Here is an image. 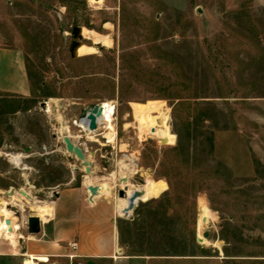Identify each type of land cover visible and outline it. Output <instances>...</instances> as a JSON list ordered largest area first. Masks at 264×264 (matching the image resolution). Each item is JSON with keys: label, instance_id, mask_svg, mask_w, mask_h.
Masks as SVG:
<instances>
[{"label": "rangeland", "instance_id": "1", "mask_svg": "<svg viewBox=\"0 0 264 264\" xmlns=\"http://www.w3.org/2000/svg\"><path fill=\"white\" fill-rule=\"evenodd\" d=\"M64 1L0 0V45L20 50L30 89L0 92L6 207L21 201L28 215L32 201L48 203L62 188L109 182L114 216L133 217L132 251L264 264V0ZM75 26L112 43L81 33L92 52L71 57ZM104 101L114 107L111 129L85 133L82 111ZM133 104L148 114L142 132ZM62 126L91 174L65 150ZM146 183L157 194L118 216L117 191ZM2 235L0 264H22L18 239ZM74 261L47 264H117Z\"/></svg>", "mask_w": 264, "mask_h": 264}, {"label": "crops", "instance_id": "2", "mask_svg": "<svg viewBox=\"0 0 264 264\" xmlns=\"http://www.w3.org/2000/svg\"><path fill=\"white\" fill-rule=\"evenodd\" d=\"M29 91L22 53L18 49L0 45V92L25 96ZM94 185L98 186L99 193L91 199L88 184L84 182L55 192L48 202L52 208L51 214L46 221L41 219L40 231L36 235L28 234L24 227L25 219L33 213L21 214L18 219L9 216L22 255L55 260L74 258L75 263L107 260L117 264H222L219 257L208 254L149 255L132 251L127 221L132 222L133 217L126 220L114 216V201L105 199L103 195L111 189L110 183ZM130 214L131 211L128 216ZM0 235L3 236L1 230ZM22 236L24 239H21ZM71 242L76 243L75 250L68 246ZM14 249L16 252L12 255L17 254V247Z\"/></svg>", "mask_w": 264, "mask_h": 264}, {"label": "bare ground", "instance_id": "3", "mask_svg": "<svg viewBox=\"0 0 264 264\" xmlns=\"http://www.w3.org/2000/svg\"><path fill=\"white\" fill-rule=\"evenodd\" d=\"M81 33L86 34L87 36H89V38H91L93 43L100 44V45H102L104 47H109L111 45V43H112L111 39L107 35H102V34H99L97 32L87 30V29H82ZM91 52H92V47L86 46L83 43H80L77 46L76 50H75V54L78 55V56L79 55H86V54H89ZM101 104H102L101 105L102 114H101L98 122H100L101 120H105L106 121L105 122V129L107 131V130L111 129L110 123H111V121L113 119L114 107H113L112 103L109 102V101H104ZM133 110H134V113L136 115L137 125L140 128V131L142 132L143 126H147L148 125V119H147L148 114L141 106L136 105V104H133ZM138 127H137V129H138ZM84 131H85V133H87V129L85 127H84ZM88 131L94 133V130H88ZM61 133L62 134H66L67 133V131L64 128V126L61 127ZM112 133L113 132L110 130V131H108L105 134V136L107 138L113 137ZM126 178H127L126 174H122L120 176L119 180H120L121 183H123V182L126 181ZM122 179H125V181H123ZM106 183L108 184L109 182H102V183H100V186L101 185L104 186ZM86 184L93 185L91 180H89V179L86 180ZM125 185L122 187L124 189V191H125V196L123 198H119L118 197L119 198V202L116 205V211L119 213V215H122L123 217L128 216V214L130 212L129 211V212L126 213L125 209H126V207L128 205V198L130 197V195L134 191L138 192V195H137L136 199L139 200V201L140 200H145V199H148V198H152L153 196H155L157 194L155 187L151 183H146V185H144V186L141 185L142 186V187L140 186L141 188L135 189V190L129 188V186L127 188ZM97 193H99V192H97ZM27 195L29 196L28 193H27ZM23 196H25V195H23ZM10 198H12L13 200H18V197L14 193L10 196ZM17 202H18L17 207H19V209L22 210L23 209V205H22L21 201L20 202L17 201ZM0 204H1L0 205V214L2 216V224L0 225V230L2 231V233H4V235H6L7 238L11 239L12 241H17V233H14L13 228H12V224H10V226L5 224V219H10L9 216L12 215V211L9 208L6 207V202L3 201L2 199H0ZM14 205H16L15 202H14ZM28 208L40 220L42 219V221H46L47 217L51 214V210H52L50 204H48L46 202L39 204L37 202H33L32 201V203L28 206ZM9 227L11 228V231L8 230ZM36 261H38L40 263H43V264H45V263L47 264L48 263L47 258L42 257V256H37V257H23L22 264H37Z\"/></svg>", "mask_w": 264, "mask_h": 264}, {"label": "water", "instance_id": "4", "mask_svg": "<svg viewBox=\"0 0 264 264\" xmlns=\"http://www.w3.org/2000/svg\"><path fill=\"white\" fill-rule=\"evenodd\" d=\"M72 36L75 40L70 45L69 53H70L71 57H75L76 56L75 50H76L77 46L80 44L77 40L80 39V37H81V28L79 26L73 27ZM100 114H101V109L98 106V104L90 105L87 109H84L82 111V114H81L80 119H79V126L84 127V125L86 124V120H88V124H87L88 129L94 130L95 126H96V118H98L100 116ZM61 140L64 144L65 150L68 153L73 154L78 160L81 161V164L84 167L85 173L87 175L91 174V164L85 158V154H84L83 150L78 145L73 143V141L66 134H62ZM122 180L125 181V179H122ZM14 191H15L14 188H9L5 192V195L7 197H10ZM87 191H88L89 197L91 199L93 196H95L97 194L98 186L97 185H94V186L88 185ZM19 193L21 195H25L28 199H31V197L28 196L27 193L23 189H19ZM117 195L119 198H123L125 196L124 189L120 188L117 191ZM137 195H138V192L134 191L130 195V197L128 198V205L125 209L126 213L131 211L132 208L136 205ZM10 210L13 212V214L15 215V217L17 219L21 217L20 209L16 208L15 206H11ZM40 223H41V220L36 215H28V217L25 219V222H24L27 233L30 235L38 234L40 231ZM5 224L10 226V224H11L10 219H5ZM8 230L11 231V228L9 227ZM207 235H208L207 232L203 233V237H207ZM196 240L198 242H200V239L198 237L196 238ZM40 264H43V263H40Z\"/></svg>", "mask_w": 264, "mask_h": 264}, {"label": "built area", "instance_id": "5", "mask_svg": "<svg viewBox=\"0 0 264 264\" xmlns=\"http://www.w3.org/2000/svg\"><path fill=\"white\" fill-rule=\"evenodd\" d=\"M101 103H99L98 104V106L100 107V109H101ZM89 107V106H88ZM87 107V108H88ZM87 108H85V109H87ZM101 114H102V111H101ZM101 114H100V116H101ZM81 116V115H80ZM100 116L98 117V118H96V126H95V129H94V132H95V130L98 128V126L101 124V123H105L106 121L105 120H101L100 122H98V120H99V118H100ZM87 124H88V120H86V124L84 125V127L87 129V130H89L88 129V126H87ZM84 127H81V129L84 131ZM73 143H75V142H73ZM76 144V143H75ZM76 145H78V144H76ZM82 150H83V152L85 153V149H83V148H81ZM68 246L72 249V250H75L76 249V243L75 242H71V243H69L68 244ZM47 260H48V258H47ZM36 263L37 264H40V262H38V261H36ZM46 264V263H45Z\"/></svg>", "mask_w": 264, "mask_h": 264}, {"label": "trees", "instance_id": "6", "mask_svg": "<svg viewBox=\"0 0 264 264\" xmlns=\"http://www.w3.org/2000/svg\"><path fill=\"white\" fill-rule=\"evenodd\" d=\"M71 0H65L63 3V6H65L67 9L70 7ZM169 186H171L170 182L168 181Z\"/></svg>", "mask_w": 264, "mask_h": 264}]
</instances>
